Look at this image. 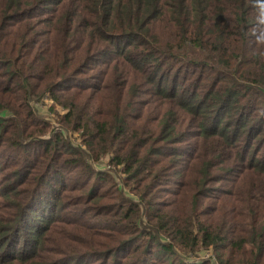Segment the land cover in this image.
<instances>
[{
  "label": "trees",
  "instance_id": "1",
  "mask_svg": "<svg viewBox=\"0 0 264 264\" xmlns=\"http://www.w3.org/2000/svg\"><path fill=\"white\" fill-rule=\"evenodd\" d=\"M0 149V264H264V0H0Z\"/></svg>",
  "mask_w": 264,
  "mask_h": 264
},
{
  "label": "rangeland",
  "instance_id": "2",
  "mask_svg": "<svg viewBox=\"0 0 264 264\" xmlns=\"http://www.w3.org/2000/svg\"><path fill=\"white\" fill-rule=\"evenodd\" d=\"M35 15H37L38 17L46 16V15H44V11L37 12V13H35ZM51 104H52V101L50 99H46L45 102H43V103L42 102L36 103V106H35L36 107L35 119L32 120V121H36V122H31L30 125H32V127H35V126L36 127H41L42 125H44V126H46L48 132H51L53 130V126L58 127L60 125V123H55L56 122V118L59 117L60 114H62L64 111L57 107V110H59V111L56 114L53 113V108L50 107ZM53 120H54V122H53ZM36 124H38V126ZM70 136H72V138L70 139L71 142L75 146L76 145L78 146V143L80 142V138L74 133H72ZM0 152H1V149H0ZM32 153H33L34 157L36 156V159H34V158H33L34 160L30 159L32 156L29 155V158H25L24 160H22L21 164L23 162V165L24 164L25 165L29 164L30 167H31L34 164V162L37 161V159H43L44 158V157H41L39 150H37L36 153H34V152H32ZM4 154H7V153L4 152ZM4 154L0 155V160L7 159L6 163L4 164V166L6 168V166L11 164L10 162H12V160H14V159H11L8 155H4ZM15 158H19L20 159V156L17 155ZM93 164L96 166V169H109V168H112V165L108 163V157L107 156H103L102 158H100V160L94 161ZM30 169L31 168H29V170ZM5 170H9V169H5ZM106 171H108V170H106ZM112 173H113V175L116 174L115 171L112 172ZM62 174L65 175L66 174V170H64L62 172ZM118 175H119V173H118ZM72 176H73V173L69 174L67 176L68 178L66 180L68 182H72ZM178 178H179V176L175 177L174 180L177 181ZM119 180L116 179L118 184H119V182L123 183V181H119ZM113 183H114L113 181H110L109 183L104 185L103 189H105V190H106V188L108 189V187L112 186ZM167 184H168V186L170 185L173 188H175L174 186H176L171 181H168ZM127 189H126V191H127ZM214 194H218V193L216 191H214ZM171 197H173V195L170 192H166V191L161 190L160 193H159V198L158 199L160 201H165V200H168ZM206 201L208 202L209 200H206ZM209 258H211V252L207 251L205 249H201L199 251V253H198V256L189 257V261L199 264V262H201L202 260H207ZM212 258H213L212 261L215 262V264H220V263H218V261H217L215 256H213Z\"/></svg>",
  "mask_w": 264,
  "mask_h": 264
}]
</instances>
